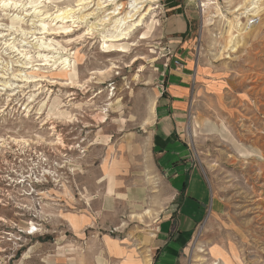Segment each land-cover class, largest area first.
<instances>
[{
    "label": "rangeland",
    "instance_id": "rangeland-1",
    "mask_svg": "<svg viewBox=\"0 0 264 264\" xmlns=\"http://www.w3.org/2000/svg\"><path fill=\"white\" fill-rule=\"evenodd\" d=\"M11 1L0 0V264H156L160 223L185 196L175 178L192 168L209 198L179 264H212L216 248L264 264V0L242 34L244 0H158L112 52L102 34L114 18L87 29L112 6L80 22L93 8L77 0ZM65 7L77 23L51 20Z\"/></svg>",
    "mask_w": 264,
    "mask_h": 264
},
{
    "label": "bare ground",
    "instance_id": "bare-ground-1",
    "mask_svg": "<svg viewBox=\"0 0 264 264\" xmlns=\"http://www.w3.org/2000/svg\"><path fill=\"white\" fill-rule=\"evenodd\" d=\"M10 1L11 0H8V3H10ZM259 1L260 0H244L234 10L235 12H237L238 15L236 16V20L232 21V25L233 27H235V29L237 30L239 34L248 33L251 30L252 24L254 22L252 18L254 17H249V15H251L252 13L258 12ZM32 2L35 4V3H38L39 1L33 0ZM77 2H78L77 5L85 6V8L87 7V10L90 8H93L90 12H87V13L84 12L83 14L81 13V15L79 16L77 15L78 19H81L80 22H82L83 20H86V18L96 15L99 10L107 8L108 6H112V8L105 9V11H103L104 16L99 19L100 23L96 22L95 24V22H93L87 28L88 32L92 34V30L98 29L99 25H105L110 19L114 18L113 22H111L112 23L111 27L108 28L106 32L102 34V37H103V45H102L103 50L102 51L112 52L114 51V47L117 46L118 42L130 39L134 31L137 30V28L143 22L146 21L147 15L155 13V10H156L155 4L158 2V0H77ZM13 3L15 4L16 2H13ZM91 4H93L92 7H90ZM75 16H76L75 10L73 7H70V8L65 7V9L58 10L57 13L52 16L53 18L51 17L52 18L51 20L57 21L61 19L62 21L61 24L70 23L69 26H71V23L75 24L78 22L77 19H75L76 18ZM242 18H246V20L242 21ZM147 28H149V26ZM53 29L54 28H52V30ZM236 37L237 35L231 36L228 39L229 46L227 47L225 46V48L233 49L235 45L234 41ZM142 38L147 39L146 37H142ZM118 51H122V50L121 49L116 50L115 48V53ZM62 63L67 64L69 63V61L67 60V58H65V60ZM76 64H77V60H75L73 64L74 67L72 68V73H70V76L77 77ZM257 106L259 110L260 106L259 105ZM155 108H156V99L154 98V100L152 101L149 107L150 116L148 118V122H152L151 114H154ZM56 113L59 114L60 117H68L67 116L68 112L61 111L60 109H58ZM235 145L237 147V144ZM143 214L154 216V213H152V211L149 209L146 210ZM138 216H141V218L143 217L142 214H138ZM211 253L214 256L212 264H235L231 260L228 254H225L223 251L219 250L218 248L212 249ZM237 256L238 255H235L236 258ZM144 264H150V258H148L144 262ZM239 264H243V263L240 262Z\"/></svg>",
    "mask_w": 264,
    "mask_h": 264
},
{
    "label": "crops",
    "instance_id": "crops-1",
    "mask_svg": "<svg viewBox=\"0 0 264 264\" xmlns=\"http://www.w3.org/2000/svg\"><path fill=\"white\" fill-rule=\"evenodd\" d=\"M172 20V19H171ZM177 20V19H174ZM172 25V27H171ZM187 24L178 21L168 25V30L176 33L186 30ZM177 37V36H176ZM176 41V40H175ZM177 88V93H182L183 86ZM170 118V117H169ZM172 120L164 119L161 121V135L171 137ZM166 142V141H165ZM112 172V171H110ZM188 176V177H187ZM185 179L179 175L175 178V183L180 185V191H184L185 196L175 201L171 206L172 209L162 219L159 226L156 249H161L156 264H179L184 253V246L189 242L191 236L195 233L197 226L205 217L207 210V201L209 198V189L205 180L196 168H192ZM113 174L109 175V191H113ZM185 184V185H184ZM105 209H112L115 206V197L106 195L101 201ZM183 212H186L184 214Z\"/></svg>",
    "mask_w": 264,
    "mask_h": 264
},
{
    "label": "built area",
    "instance_id": "built-area-1",
    "mask_svg": "<svg viewBox=\"0 0 264 264\" xmlns=\"http://www.w3.org/2000/svg\"><path fill=\"white\" fill-rule=\"evenodd\" d=\"M177 63H179V61H176Z\"/></svg>",
    "mask_w": 264,
    "mask_h": 264
}]
</instances>
